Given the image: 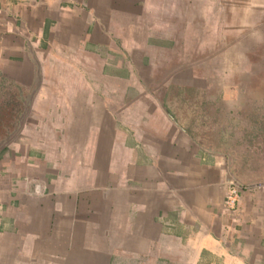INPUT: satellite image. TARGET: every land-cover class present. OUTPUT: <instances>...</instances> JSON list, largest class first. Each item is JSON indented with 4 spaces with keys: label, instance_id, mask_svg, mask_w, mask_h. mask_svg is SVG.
<instances>
[{
    "label": "crops",
    "instance_id": "1",
    "mask_svg": "<svg viewBox=\"0 0 264 264\" xmlns=\"http://www.w3.org/2000/svg\"><path fill=\"white\" fill-rule=\"evenodd\" d=\"M177 1L0 0L17 121L9 142L0 129V264H264V183L227 211L228 160L206 140L215 79L239 82L229 58L258 48L264 0H190L208 33L219 7L223 47L184 66L164 31Z\"/></svg>",
    "mask_w": 264,
    "mask_h": 264
},
{
    "label": "rangeland",
    "instance_id": "2",
    "mask_svg": "<svg viewBox=\"0 0 264 264\" xmlns=\"http://www.w3.org/2000/svg\"><path fill=\"white\" fill-rule=\"evenodd\" d=\"M163 1L169 3L168 0ZM189 1H177L183 7L180 9L172 8L170 10L175 9L178 23L170 22L173 25L164 26V31L170 32L176 30L177 33L182 34L183 66L185 63H188L189 59L192 62L196 59V62H198L210 57L212 54H215L216 60L217 53H221L223 47V40H221L223 27L221 25L219 7L214 6L213 10L209 9V20L214 24L212 25L211 32L208 33L207 24L202 22V20L206 21L203 18L204 15H207L206 9L201 7L190 8L188 5ZM198 3L200 5L202 1ZM168 9H165L167 12L164 14L165 11L162 8H155L157 21H161V25L164 18L168 16L170 18H167L166 21L175 22L172 20H175L172 14L167 15L169 14ZM217 11L219 12V16H217ZM196 16L197 20L201 23H195ZM154 28L155 25H153ZM209 36L213 37V39H207ZM243 43V41L231 39L230 47L233 50L235 48L236 51L238 48L241 50ZM257 43L258 48H255V51L249 49L251 50L250 54H248L249 51L247 55H235V53L231 54L229 58V65L231 67L229 75L239 76L238 83H232L229 86L227 84V87H225L220 81L215 79L213 103L211 105L214 120L212 121L211 131L208 122L207 131H209V134L206 138L208 143L211 142L215 150H217L215 153L224 154L227 158L230 176L240 181L241 184L250 186L256 183H264V33H261L260 40ZM190 54H194V57H190ZM221 60H223L222 56ZM233 67L238 68L235 69L236 74L235 72L233 73ZM75 70L76 68H72L71 71ZM196 73L198 81L205 79V74L201 70H197ZM74 74L77 76V72H74ZM150 74L152 77V72ZM227 98H230L229 108H227L226 104ZM233 100L235 104H231ZM1 108L5 109L1 110ZM228 109L229 113L227 112ZM16 122L13 114V104L8 99V94L1 93L0 129L5 128L6 130V142L13 139Z\"/></svg>",
    "mask_w": 264,
    "mask_h": 264
},
{
    "label": "built area",
    "instance_id": "3",
    "mask_svg": "<svg viewBox=\"0 0 264 264\" xmlns=\"http://www.w3.org/2000/svg\"><path fill=\"white\" fill-rule=\"evenodd\" d=\"M228 183L230 184V188L225 198V206L227 211L233 213L237 210L241 200V194L247 190L250 185H243L240 182H236L234 180Z\"/></svg>",
    "mask_w": 264,
    "mask_h": 264
},
{
    "label": "water",
    "instance_id": "4",
    "mask_svg": "<svg viewBox=\"0 0 264 264\" xmlns=\"http://www.w3.org/2000/svg\"><path fill=\"white\" fill-rule=\"evenodd\" d=\"M23 123H24V121L21 120L20 123H19V126L21 127L23 125ZM18 129H19V127H18ZM232 180H233L232 177L231 176H228L227 182H231Z\"/></svg>",
    "mask_w": 264,
    "mask_h": 264
}]
</instances>
